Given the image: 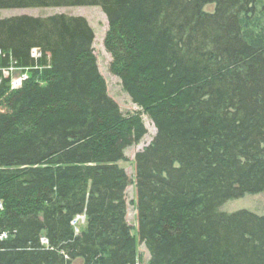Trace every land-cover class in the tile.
<instances>
[{
	"label": "trees",
	"instance_id": "obj_1",
	"mask_svg": "<svg viewBox=\"0 0 264 264\" xmlns=\"http://www.w3.org/2000/svg\"><path fill=\"white\" fill-rule=\"evenodd\" d=\"M89 5L139 109L109 95L83 16L0 19V68L26 73L0 81V264H137L119 161L143 114L157 130L134 159L150 264H264V216L221 210L264 190V0H0Z\"/></svg>",
	"mask_w": 264,
	"mask_h": 264
},
{
	"label": "rangeland",
	"instance_id": "obj_2",
	"mask_svg": "<svg viewBox=\"0 0 264 264\" xmlns=\"http://www.w3.org/2000/svg\"><path fill=\"white\" fill-rule=\"evenodd\" d=\"M215 7L213 4H210L206 7L207 11L214 10ZM57 13H65L76 16H83L87 22L91 25L93 32L95 34V38L93 41L94 45V54L98 59V67L100 68V72L103 77L106 79L107 88L109 95L112 99L116 100L120 109L124 112V114H131L138 111L139 107H137L132 99L129 97L127 92H125L122 87L121 79L115 73L112 72L111 62L112 55L108 52L105 44V37L107 35V31L109 29V22L107 19V15L102 11L100 7L97 6H68V7H57V8H13V9H0V19L4 17H12L13 15H32V16H41L46 17L47 15H54ZM263 17V18H262ZM261 20L264 21V16H261ZM264 26V23H263ZM8 71L12 72L13 77L15 78L13 81L16 83L15 87L18 85L17 82L23 83V79L26 76V73H22L20 68L18 69H1L0 68V80L1 78L8 75ZM20 83V84H21ZM19 84V85H20ZM143 120H145V126L148 130V133L139 141V143L129 144L128 147L124 149V158L119 161V165H121L131 178V182L126 192L127 197V208L128 214L127 219L129 224L132 226V245L136 252L137 264H150L151 254L148 251L145 243L142 240H139L138 236V219L137 208L136 206V186H135V164L134 159L140 150L150 145L153 137L155 136L157 130L155 129L154 123L152 119H150L146 114H143ZM241 209L248 210L250 212H254L261 216H264V190L261 193H251L245 194L240 198L230 199L224 203L221 207V210L227 213L239 211ZM78 223L75 226L76 232L79 231V224H85L86 218L82 215L80 218L78 217ZM75 264H80L76 262Z\"/></svg>",
	"mask_w": 264,
	"mask_h": 264
},
{
	"label": "built area",
	"instance_id": "obj_3",
	"mask_svg": "<svg viewBox=\"0 0 264 264\" xmlns=\"http://www.w3.org/2000/svg\"><path fill=\"white\" fill-rule=\"evenodd\" d=\"M6 74H9V72L6 73ZM25 77H26V76H25ZM0 81H1V80H0ZM0 83H1V82H0ZM20 83H21V82H20ZM20 83H19V81L17 82V84H20ZM14 84L16 85V83H14ZM81 216H82V215H78L77 218H78V217L80 218ZM77 218H76V219L74 220V222H73V224H74L75 226H76L77 223H78V219H77Z\"/></svg>",
	"mask_w": 264,
	"mask_h": 264
},
{
	"label": "bare ground",
	"instance_id": "obj_4",
	"mask_svg": "<svg viewBox=\"0 0 264 264\" xmlns=\"http://www.w3.org/2000/svg\"><path fill=\"white\" fill-rule=\"evenodd\" d=\"M210 6V5H209ZM139 236V235H138Z\"/></svg>",
	"mask_w": 264,
	"mask_h": 264
}]
</instances>
